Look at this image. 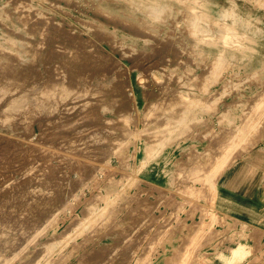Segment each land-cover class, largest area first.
I'll use <instances>...</instances> for the list:
<instances>
[{
    "label": "rangeland",
    "instance_id": "1",
    "mask_svg": "<svg viewBox=\"0 0 264 264\" xmlns=\"http://www.w3.org/2000/svg\"><path fill=\"white\" fill-rule=\"evenodd\" d=\"M134 1L0 0V114L11 105L5 120L0 115V170L16 172L7 183H0V191L14 181L39 182L30 173L33 165L19 169L22 151L35 147L38 154H46L39 159L53 153L79 157L78 150L91 151L88 159L82 157L90 161L82 178L67 166L49 178L54 188L48 192L54 196H45L32 221L5 223L6 212L0 208V230L7 233L9 245L27 246L25 253L6 264H194L204 253L224 264H264V230L233 216H226V226L214 223L218 232L204 230L213 238L203 245L197 244L196 230L191 231L193 243L176 245L188 233L184 227L175 230L167 247L160 241L134 245V233L151 231L131 230L125 235L123 227L133 221L134 193L153 199L147 189L152 182L174 188V173L184 159L205 162L215 136L232 125L241 126L248 97L264 84V0H205L219 24L235 25V44L217 39L200 44L179 30L183 25L175 23L176 15L190 0H162L172 8L169 25L146 19L136 8L152 0ZM99 88L103 92L95 97L94 120L77 127L79 134L53 141L51 136L62 128L60 122L74 124L84 117V105L91 97L87 89ZM44 89L50 92L39 99L37 94ZM170 100L174 114L184 111L188 117L187 127L169 130L150 124V116L164 115ZM217 105L230 111L228 119H219L221 111L211 113ZM165 116L174 121L170 113ZM136 125L165 137L162 143H153L154 153L146 165L139 164L145 145L139 144L143 135ZM133 175L138 182L130 181ZM206 184L211 191L212 183ZM16 189L10 197L17 196L14 201L21 205L8 207L25 209V195L30 192ZM197 200L206 203L204 197ZM5 201L2 196L0 202ZM63 201L67 206L60 210ZM196 215L198 219L199 212ZM178 216L159 220L178 221ZM184 222L193 223L190 218ZM253 227L259 228L256 237ZM30 232H35L31 240ZM147 240L148 236L143 238ZM239 242L258 247L249 256L232 259L231 248ZM171 252L174 260L166 262Z\"/></svg>",
    "mask_w": 264,
    "mask_h": 264
},
{
    "label": "crops",
    "instance_id": "2",
    "mask_svg": "<svg viewBox=\"0 0 264 264\" xmlns=\"http://www.w3.org/2000/svg\"><path fill=\"white\" fill-rule=\"evenodd\" d=\"M207 98L211 100L210 96H205L204 100ZM172 109H174L173 100L167 101L165 112L170 113L174 121L167 118L165 112L164 115L157 112L150 116V124L154 123L157 127L162 126L169 130L179 126L187 127L189 119L183 115L184 111L182 115L174 114ZM220 111L217 105V108L211 113ZM229 114L228 109L222 110L219 119H228ZM240 118V127L232 125L215 136L212 144L208 147L210 154L205 162L200 163L198 160L188 157L183 160L172 179L175 184L174 188L152 182L149 183L147 189L154 196L153 199L141 198L135 193L133 194L136 208L133 212V221L125 223L126 225L123 226L125 231L127 230L125 235H129L131 230L151 231L149 233H134V245L152 246L157 245L160 241L159 244L164 243L167 247L174 240L175 230L182 227L186 228L188 233L186 232L187 234L182 237V242L176 245L188 246L193 243L195 237L191 231L195 230L198 231L197 244L203 245L213 238L207 235L204 230L213 229L218 232L214 223L226 226L228 224L226 216H233L235 217L233 220L246 224L251 222L264 230V84H261L258 93L248 97ZM136 127L140 128L137 125ZM150 129V127L144 128L143 126L140 128L143 137L139 144L144 143L145 145V154L144 158L140 160V165H146L151 159L154 153L153 143H162L165 138L157 133L149 134ZM194 152L192 150V153ZM135 156H137V152ZM136 159L137 157L134 162ZM134 176L130 181L138 182ZM119 180H121V176ZM206 182H211L214 189L212 188L210 191ZM198 197H204L206 203H199ZM183 212L185 213L183 214ZM197 212H199L198 219L195 218ZM176 214L179 215L178 221L159 220ZM184 215L186 216L184 217ZM187 218L192 220L191 225H183ZM138 219L143 220L138 221ZM174 222H181L182 225L176 226ZM211 223H213L212 227ZM253 228L251 234L253 232L256 237L255 229L259 228ZM202 230L204 233L200 232ZM215 234L217 235V233ZM146 236L149 240L143 241ZM200 238L201 240H199ZM257 247V244L252 247L247 243L239 242L231 248V257L233 259L249 256L255 252ZM238 248L241 250L239 254L237 253ZM172 255L173 252L165 258V261H173ZM194 264L224 263L216 262L213 254L204 253L198 256Z\"/></svg>",
    "mask_w": 264,
    "mask_h": 264
},
{
    "label": "bare ground",
    "instance_id": "3",
    "mask_svg": "<svg viewBox=\"0 0 264 264\" xmlns=\"http://www.w3.org/2000/svg\"><path fill=\"white\" fill-rule=\"evenodd\" d=\"M132 1H134V0H132ZM134 2L136 4V1H134ZM176 2H177V0H176ZM137 5L138 6H136V8L145 16L146 19H149V20L161 23V24H166V25H169L171 23L172 8L165 1L163 2L162 0H152L151 2H147L146 4H143V5L137 4ZM175 14H176V12H175ZM151 23H153V22H151ZM175 23L176 24L181 23L183 25V27L179 28V30L182 29L184 31V33H186V35L188 36L189 39L195 40V42H200V44H202L201 42L209 40V39H217V40L223 42L224 44H228L229 42L233 41L232 38H233V36H235L234 35V31H235L234 26L235 25L233 26L231 24H227L226 22L219 24L217 22L216 18L213 15H211L208 12V10L206 9L205 0H190L189 3H185L183 5V8L181 9V11L179 12V14L176 15V22ZM176 27H175V29H176ZM233 43L235 44L236 42L233 41ZM238 43H239V41H238ZM228 47H229V45H228ZM141 79L143 80V77H139V81H141ZM88 90H90V92H91V95H90L91 97H89L90 98L89 102L84 105L85 107L82 111V113H84V115H83L84 117L76 119L77 121L74 124H72V120L60 122L59 126H61L62 128L58 132L54 133L51 136L53 141L56 140V137L57 138H59V137L63 138V137L70 136L72 133L76 132L77 127L81 126L82 124H84L86 122H89V121L91 122L92 120H94V118H95L94 111L97 110V108L95 106L96 105L95 97H97L96 96L97 93H102L103 91H100L101 88H99L98 90L97 89L96 90L87 89V92H88ZM49 92L50 91H48V89H44L41 92H39L37 94V96L39 99H41V98L46 97L45 94H48ZM90 92H88L87 94L89 95ZM87 94H86V96H88ZM66 96L63 95L61 97L64 98ZM39 104H40V101H39ZM10 107H11V105L9 104L6 106L5 109L2 110L3 112L0 115H1L3 120L6 119V117H7L6 111L9 110ZM39 108H40V106H37V109H39ZM50 126H55V124L54 123L50 124ZM76 133L79 134V132H76ZM89 133L90 132L86 133V135ZM77 137H78L77 140H80V141L85 140V138H82L81 136H77ZM70 141L72 142L74 140H70ZM37 151L38 150L35 147L31 148V152H28V153H25V151H22L21 154L23 155L24 159L19 164V169L26 167V166L30 167L31 165H33L34 169L30 170V173H32L31 175L36 176L37 179H39V182L34 183V184H25V183L18 184L16 181H14L12 184L3 188V190L0 191V198H2V196L7 197V201H5L6 203L0 202V208H3L6 212L5 216L2 217L3 220L6 221L5 223L10 222V221H15L14 223L11 222L12 224H15V223H21L24 221H26V223H28L27 222L28 220L32 221L34 219V213H35L34 209H37L39 206L44 205L45 196H46V198H49V199H50V197L54 196V194L48 192V190L54 188V186L52 184H49V181H48L49 178H51V177L53 178V175L57 171L62 172L63 171L62 168L66 167V166L68 168H70L69 172L75 171L82 178L85 174V171L87 170L85 167V164L90 162V161L87 162L86 159H88V158H86V157H89V154H91V151H80V150H78L77 154L79 155V157H75V155L70 156V157H66L63 153L62 154L61 153L55 154L52 152L53 153L52 155H50L48 157L45 156V158H41V159H39V157L40 156L43 157L46 154H43L42 152H40V154H38ZM82 157H85L86 159H84V158L82 159ZM52 159H58L57 163H59V164L53 163ZM90 164H91V166H95V165H93L94 163L93 164L90 163ZM8 171H9V169H7L6 171L0 170V183H7L10 180V176L12 174L16 173L15 171H12V170L10 173ZM63 173H65V172H63ZM25 180H27V179H25ZM41 181H45V183L42 184ZM18 187H21L23 191L25 190L27 192V190H28L30 192L28 194L25 192L27 195H25V193H24L25 197H27V199H26L27 207L25 209H21L22 207H18L17 209L13 208L15 205L13 203H15V202H16V206H18L19 204L21 205V202H19L18 199H17V201L16 200L14 201V199L17 196H15V197L11 196L10 197V195L15 194V191L17 190L16 188H18ZM39 187H41V189ZM70 196L71 197L75 196V194L74 195L70 194ZM57 199H58L57 202L61 201V199L59 197H57ZM46 202H47V199H46ZM68 203H69V200H68ZM71 203H69L70 206L72 205ZM172 203H173V200H172ZM10 205H13V207H8ZM170 205H172V204H170ZM65 206H67V204L65 203V201H63L60 203V206H58V209L62 210V208L64 209ZM179 208H180V206H179ZM52 212H53V209L51 210V213ZM54 212H55V210H54ZM25 215H27V216H25ZM26 223H25V226H27ZM9 225H10V223H9ZM24 233H25V230H24ZM29 234L31 236L30 237V240H31L34 237L35 232H30ZM6 236H7V233L5 231L0 230V263L1 264H6L8 262V260L14 259L18 255L25 253L26 249H27V246H25V245L22 246V248L16 247V249H15L14 245H9L8 239ZM27 236H29V235H27ZM17 249H19L18 252H16Z\"/></svg>",
    "mask_w": 264,
    "mask_h": 264
}]
</instances>
